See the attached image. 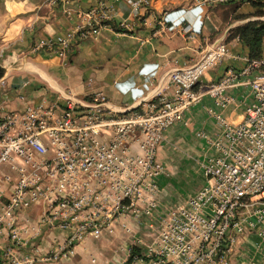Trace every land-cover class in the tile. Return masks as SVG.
<instances>
[{"label":"built area","instance_id":"built-area-1","mask_svg":"<svg viewBox=\"0 0 264 264\" xmlns=\"http://www.w3.org/2000/svg\"><path fill=\"white\" fill-rule=\"evenodd\" d=\"M228 1L242 0H199L197 5ZM134 4L137 10L146 0ZM77 15L75 29L53 42L58 56L74 34L95 36L107 18L103 0ZM226 55L224 42L205 44L194 62L167 73L171 96L156 90L130 109L115 110L94 92L85 99L59 94L60 103L26 104L22 111L0 115V230L8 242L0 250V264H35V248L21 254L15 249L36 232L25 215L36 207L38 226L66 231L46 259L111 232L115 220L123 225L127 217L149 218L148 226L156 230L145 254L148 264H229L232 248L248 233L264 254V64L251 61L239 72L228 69L217 82L196 86ZM245 73L251 100L240 121L214 115L219 133L208 140L214 155L202 166L207 182L183 202L157 212L162 166L155 151L163 131L181 122L203 92L216 106L229 104L223 90Z\"/></svg>","mask_w":264,"mask_h":264},{"label":"crops","instance_id":"crops-1","mask_svg":"<svg viewBox=\"0 0 264 264\" xmlns=\"http://www.w3.org/2000/svg\"><path fill=\"white\" fill-rule=\"evenodd\" d=\"M99 1L0 0V115L22 111L26 104L60 103L59 94L85 99L100 92L115 110L130 109L152 98L156 90L169 97L173 87L167 82V73L194 62L204 45L213 41L224 42L227 55L206 70L196 86L217 82L228 69L239 72L249 63L246 46L235 37L227 38L228 30L248 20L264 22V16L252 15L254 7L248 2L228 1L201 8L199 0H146L136 10L137 0H103L107 18L101 20L97 34H74L68 50L58 56L55 38L73 31L80 22L77 14ZM260 49L259 62L264 64V35ZM249 75H236L234 84L223 90L231 97L226 106H216L203 92L184 112L181 122L163 131L155 151L162 166L156 179L157 212L183 202L207 182L202 166L214 155L208 140L219 133L215 116L231 123L240 121L244 105L251 100L243 84ZM38 214L37 207L26 212L37 230L23 237L25 245L15 249L21 254L35 248V264H123L131 246L145 255L156 236V230L148 226L149 218L137 221L127 217L123 225L115 220L111 232L87 237L71 252L46 259L43 257L56 248L66 231L38 226ZM255 241L248 233L232 248L229 264H264V254L253 246ZM6 245L7 238L0 230V250ZM147 259L133 263L148 264Z\"/></svg>","mask_w":264,"mask_h":264},{"label":"trees","instance_id":"trees-1","mask_svg":"<svg viewBox=\"0 0 264 264\" xmlns=\"http://www.w3.org/2000/svg\"><path fill=\"white\" fill-rule=\"evenodd\" d=\"M238 2H248L254 7L252 15L260 16L264 12V0H242ZM241 17V15H239ZM238 16V17H239ZM242 17H245L243 15ZM108 23L114 29L116 28L110 21H104ZM264 35V22L261 20H248L241 24H238L228 30L227 38H237L247 48V59L248 62L260 60V44L261 38ZM2 68L0 66V76L2 75ZM142 258L147 259L149 256H143L137 246H131L126 261L123 264H131L135 259Z\"/></svg>","mask_w":264,"mask_h":264},{"label":"rangeland","instance_id":"rangeland-1","mask_svg":"<svg viewBox=\"0 0 264 264\" xmlns=\"http://www.w3.org/2000/svg\"><path fill=\"white\" fill-rule=\"evenodd\" d=\"M264 12V11H263ZM262 16H264V13L262 14V15H260L259 17H262ZM261 67H256V69H260ZM142 255H144V254H142ZM144 256H146V255H144ZM2 261H1V253H0V263H1Z\"/></svg>","mask_w":264,"mask_h":264}]
</instances>
